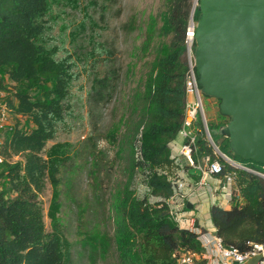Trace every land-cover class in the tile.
Wrapping results in <instances>:
<instances>
[{
  "label": "trees",
  "instance_id": "obj_1",
  "mask_svg": "<svg viewBox=\"0 0 264 264\" xmlns=\"http://www.w3.org/2000/svg\"><path fill=\"white\" fill-rule=\"evenodd\" d=\"M119 1L92 0V5L101 9L103 18ZM75 3L0 0V89L6 92L13 124L0 143V181H6L0 189V264H67L66 241L55 223L46 232L39 196L46 184L52 188L71 184L69 175L77 157L85 158L89 176H98L104 158L97 148L98 139L119 144L118 157L126 165L125 180L111 203L114 228L107 244L115 249L117 264H176L180 250L201 251L196 234L178 230L168 219L164 203L147 204L136 196L133 185L137 177L153 197L166 199L172 194L164 172L173 174L176 169L168 143L182 126L185 32L191 18L194 24L197 21V5L194 8V0L163 1L162 23L154 25L149 36L150 41L159 38L160 42L152 47L146 76L133 91L130 116L123 122L125 131L120 136L119 125L100 134L102 112L113 104L122 76L116 39H101L92 29L88 47L82 50L78 33L84 30V23L68 31L59 17L64 8H77ZM124 27L132 29L131 24ZM3 70L13 87L2 82ZM83 74L90 83L86 93L90 133L85 148L72 156L67 144L47 149L67 119L73 118L72 91ZM20 83L39 87L49 98L34 100L29 92L15 89ZM22 119L29 121L28 131L20 123ZM228 122L218 109L208 123L213 142L237 163L261 172L263 166L244 161L229 150L228 138L221 134ZM195 146L196 164L206 157L215 159L202 136ZM251 171L235 170L229 210L216 206L209 210L222 244L242 252L249 244L264 245V179Z\"/></svg>",
  "mask_w": 264,
  "mask_h": 264
},
{
  "label": "rangeland",
  "instance_id": "obj_2",
  "mask_svg": "<svg viewBox=\"0 0 264 264\" xmlns=\"http://www.w3.org/2000/svg\"><path fill=\"white\" fill-rule=\"evenodd\" d=\"M75 1L77 8H64L59 17L60 23L68 31L84 23V30L82 28L78 33V44L82 50L88 47L87 41L92 29L101 39H116L122 76L113 104L102 112L100 134L104 135L107 130L119 125L117 128L122 136L125 131L123 122L130 116L133 91L146 76L148 64L153 57L152 47L160 42L159 38L150 41L149 36L150 33L152 35L154 25L158 27L162 23L164 0H121L110 6L103 18L101 9L93 7L92 0ZM195 5L196 0L193 6ZM92 23L96 26L92 27ZM126 24L132 25L130 31L124 27ZM1 80L7 86H14L7 80L5 70L2 71ZM89 88V78L83 74L72 91L73 118L67 119L56 139L47 144V149L55 144H67L71 156L74 151L84 150L90 133L86 104ZM15 89L29 92L34 100L49 98L39 87L33 88L20 83L15 85ZM203 102L209 123V115L212 111L214 115L217 114L219 103L216 99L205 96ZM20 123L25 131L31 128L26 119H22ZM97 148L104 157L98 176H89L85 158L77 157L69 175L71 184L65 186L61 183L57 188L46 184L44 192L39 196L46 232L55 223L66 241L65 248L69 257L67 264H117L115 249L109 248L107 244L114 228L111 203L125 180L126 165L118 157L119 144L111 145L104 139H98ZM5 185V180L0 181V189ZM133 187L139 197L143 187L137 177Z\"/></svg>",
  "mask_w": 264,
  "mask_h": 264
},
{
  "label": "water",
  "instance_id": "obj_3",
  "mask_svg": "<svg viewBox=\"0 0 264 264\" xmlns=\"http://www.w3.org/2000/svg\"><path fill=\"white\" fill-rule=\"evenodd\" d=\"M196 5L198 86L203 96L219 101L220 115L229 118L221 134L231 153L264 167V0H198ZM188 173L200 176L198 170Z\"/></svg>",
  "mask_w": 264,
  "mask_h": 264
},
{
  "label": "built area",
  "instance_id": "obj_4",
  "mask_svg": "<svg viewBox=\"0 0 264 264\" xmlns=\"http://www.w3.org/2000/svg\"><path fill=\"white\" fill-rule=\"evenodd\" d=\"M194 22L189 21L185 32V59L187 71L185 76V106L183 121L174 140L168 143L170 159L176 167L173 174L164 172L172 188V194L166 198L150 195V190L142 184L143 192L138 197L147 204L162 202L166 206L168 219L178 230L196 234L201 251L187 249L177 252L176 264H246L251 258L259 257L255 264H264V245L249 244L245 251L235 247H225L215 235L212 226L199 225L197 208L199 201H207L211 206L225 210L231 201L235 170L251 171L232 158L222 153L215 145L208 129L204 111L203 95L197 83L192 46L194 44ZM11 115L6 105V92L0 89V143L2 138L12 129ZM202 136L211 148L215 159L206 157L202 163L193 160L195 144ZM176 139L181 141L176 145ZM3 157L0 154V165ZM189 169L198 170L200 176H192ZM264 179V167L261 172L251 171ZM187 204L191 208H187ZM227 211V210H226Z\"/></svg>",
  "mask_w": 264,
  "mask_h": 264
},
{
  "label": "crops",
  "instance_id": "obj_5",
  "mask_svg": "<svg viewBox=\"0 0 264 264\" xmlns=\"http://www.w3.org/2000/svg\"><path fill=\"white\" fill-rule=\"evenodd\" d=\"M208 103H210L208 101ZM210 120L215 119V115L213 114V111L211 112V114L209 115ZM181 144V141L179 139H176V145L179 146ZM211 205L208 204L207 201H199L198 205L196 206L197 208V222L199 225H204V226H212V223L210 221V210ZM230 209V205L225 209V210H229Z\"/></svg>",
  "mask_w": 264,
  "mask_h": 264
},
{
  "label": "bare ground",
  "instance_id": "obj_6",
  "mask_svg": "<svg viewBox=\"0 0 264 264\" xmlns=\"http://www.w3.org/2000/svg\"><path fill=\"white\" fill-rule=\"evenodd\" d=\"M196 4H197V1H196ZM196 6V5H195ZM195 6H194V8H195Z\"/></svg>",
  "mask_w": 264,
  "mask_h": 264
}]
</instances>
